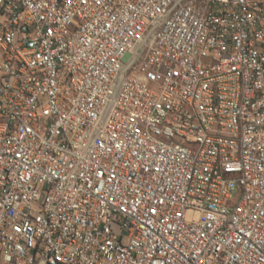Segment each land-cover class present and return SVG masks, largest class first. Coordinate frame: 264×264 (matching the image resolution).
<instances>
[{
    "label": "built area",
    "instance_id": "1",
    "mask_svg": "<svg viewBox=\"0 0 264 264\" xmlns=\"http://www.w3.org/2000/svg\"><path fill=\"white\" fill-rule=\"evenodd\" d=\"M0 264H264V0H0Z\"/></svg>",
    "mask_w": 264,
    "mask_h": 264
}]
</instances>
